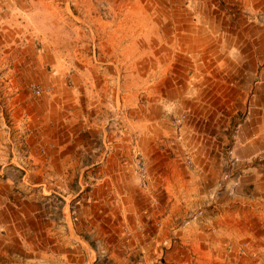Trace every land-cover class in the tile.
Returning <instances> with one entry per match:
<instances>
[{"label":"rangeland","instance_id":"1","mask_svg":"<svg viewBox=\"0 0 264 264\" xmlns=\"http://www.w3.org/2000/svg\"><path fill=\"white\" fill-rule=\"evenodd\" d=\"M236 29L262 66L264 0H0V264H264L260 229L187 226L203 148L237 169L247 109L205 86Z\"/></svg>","mask_w":264,"mask_h":264},{"label":"crops","instance_id":"2","mask_svg":"<svg viewBox=\"0 0 264 264\" xmlns=\"http://www.w3.org/2000/svg\"><path fill=\"white\" fill-rule=\"evenodd\" d=\"M235 32L230 37L224 35L223 38L228 41L219 44L221 47L219 58H216L218 54L213 52L206 58L205 86L212 90L214 99L211 100L218 104L220 109L230 108L235 110L233 112L239 110L243 113L247 109L245 121L232 137L234 143L230 152L237 160V169L235 174L226 172L227 168L222 170V154H217L215 148H203L205 160L213 158L216 160L215 158L220 155L218 159L220 163L219 167L213 164L214 160L205 163L203 171L207 174L203 176V183L200 181L195 183V195L193 197L189 195L188 199H191L188 202L193 201L194 205L202 203L207 207H204L206 210L202 215L194 216L196 213L191 215L187 220V226L202 221L213 228V231L219 232L211 234V237L214 235L223 237L222 241L227 245L232 244L233 250L240 249L244 252L241 245L247 243L248 246L257 229L264 235V62L260 66L261 60L257 52L259 37L244 38L242 31L236 29ZM244 39L249 44L247 46H250L247 52L243 51ZM215 43H218L216 39L212 44L216 45ZM218 68L220 75L217 76L214 71ZM215 85H219L220 89L216 90ZM193 87L199 90L197 83ZM229 92L235 93V99L228 100ZM222 111H219V116L222 115ZM248 131H251V135L247 133ZM217 171L223 175L220 187L213 182L214 176L219 175ZM173 196V204L179 202V196L174 193ZM226 237H232L233 241Z\"/></svg>","mask_w":264,"mask_h":264},{"label":"built area","instance_id":"3","mask_svg":"<svg viewBox=\"0 0 264 264\" xmlns=\"http://www.w3.org/2000/svg\"><path fill=\"white\" fill-rule=\"evenodd\" d=\"M137 165H138V169H139V171L142 172V171H143V165H142V162L137 161ZM143 177H144V175H143V173H141V178H143Z\"/></svg>","mask_w":264,"mask_h":264}]
</instances>
